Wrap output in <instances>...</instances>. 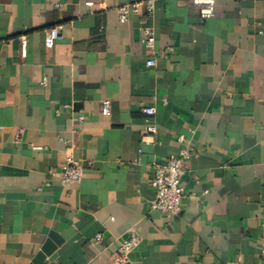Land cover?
<instances>
[{
	"label": "crops",
	"instance_id": "obj_1",
	"mask_svg": "<svg viewBox=\"0 0 264 264\" xmlns=\"http://www.w3.org/2000/svg\"><path fill=\"white\" fill-rule=\"evenodd\" d=\"M136 1L0 0V264H34L47 241L55 264H111L132 226L128 264H264V0H216L208 19L157 0L121 22ZM180 133L196 154L169 219L149 204L153 164ZM70 158L93 164L65 185L49 172Z\"/></svg>",
	"mask_w": 264,
	"mask_h": 264
},
{
	"label": "built area",
	"instance_id": "obj_2",
	"mask_svg": "<svg viewBox=\"0 0 264 264\" xmlns=\"http://www.w3.org/2000/svg\"><path fill=\"white\" fill-rule=\"evenodd\" d=\"M157 0H139L136 2L125 3L118 7L121 22L129 20L130 13H140L144 6L149 17H152L156 8ZM191 3L198 9L202 19H208L215 15L216 0H191ZM91 4V3H90ZM61 37L60 26H54L49 29L46 45L51 47L56 40ZM142 41L152 46L155 41V33L152 27H144V37ZM24 43L26 40L24 39ZM174 51L172 46L162 50L161 53L168 56ZM149 66L156 64L155 58L147 61ZM143 111L148 116L156 114L157 108L153 105H144ZM103 113L111 114V101L105 99L103 101ZM81 116L80 119H83ZM157 130L154 124H149L146 132L155 133ZM20 136V133H19ZM179 150L171 154L165 161H156L153 164L152 187L154 195L149 200L150 207L153 210L161 211L167 218H173L182 213L183 203L187 197L186 189L183 185L182 178L188 168V164L195 156L196 150L193 146L192 139L184 133L177 136ZM92 161H82L70 158L61 169L50 170V175L57 176L63 184L79 183L85 176L86 170L91 167ZM103 239V235L98 233L95 241L99 242ZM142 236L137 227L132 226L128 229L126 238L119 241L117 248L110 254L111 264H128L130 254L134 252L141 244Z\"/></svg>",
	"mask_w": 264,
	"mask_h": 264
},
{
	"label": "water",
	"instance_id": "obj_3",
	"mask_svg": "<svg viewBox=\"0 0 264 264\" xmlns=\"http://www.w3.org/2000/svg\"><path fill=\"white\" fill-rule=\"evenodd\" d=\"M58 248L57 244H53L51 241H47L42 247L41 252L37 255L34 260V264H46L45 259L50 257V262L55 264V259L57 257L56 250Z\"/></svg>",
	"mask_w": 264,
	"mask_h": 264
}]
</instances>
